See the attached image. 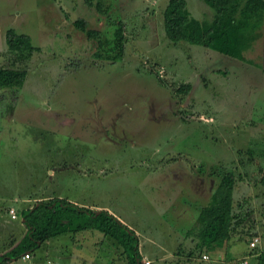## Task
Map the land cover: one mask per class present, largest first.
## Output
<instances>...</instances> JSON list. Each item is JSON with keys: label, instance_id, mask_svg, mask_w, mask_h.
I'll list each match as a JSON object with an SVG mask.
<instances>
[{"label": "rangeland", "instance_id": "rangeland-1", "mask_svg": "<svg viewBox=\"0 0 264 264\" xmlns=\"http://www.w3.org/2000/svg\"><path fill=\"white\" fill-rule=\"evenodd\" d=\"M90 2L0 0V67L25 70L18 93L0 91V252L24 231L20 209L62 195L105 206L130 224L143 264H264V17L247 61L170 41L167 0ZM96 2L124 23L115 59L104 46L93 55L98 40L72 24L84 17L101 40L111 37L116 24ZM186 5L195 18L213 14L202 0ZM7 28L28 34L39 51H9ZM186 82L187 93L177 90ZM225 171L235 175L234 212L245 219L201 262L196 215ZM179 226L189 233L174 241ZM83 233L76 236L83 251L70 253L77 248L63 233L9 264H124L108 238L93 246ZM48 241H65L70 254L47 253ZM159 246L179 256L158 259ZM190 250V259L181 255Z\"/></svg>", "mask_w": 264, "mask_h": 264}, {"label": "trees", "instance_id": "trees-1", "mask_svg": "<svg viewBox=\"0 0 264 264\" xmlns=\"http://www.w3.org/2000/svg\"><path fill=\"white\" fill-rule=\"evenodd\" d=\"M86 1L88 5H92L90 0ZM202 1L213 9V14L208 20L192 16L187 8L186 0H167L162 10L165 36L173 42L196 43L227 56L249 61L244 52L251 48L255 39L261 35L264 0ZM94 6L98 12H104L108 22L116 24L111 37L101 40L99 30L87 27L84 17L74 18L73 26L84 32L88 39L98 40L97 49L93 55L98 56L99 47L104 46L114 51L111 58L120 57L125 42L123 21L111 18L107 7L103 8L99 2H96ZM5 42L9 51L20 53L39 51L38 46L32 45L28 34L16 32L12 28L5 31ZM24 78V69L0 67V91L6 89L10 93H18ZM189 89L190 84L187 82L177 87V90L185 93ZM1 98L2 95H0ZM262 180L264 182L263 177ZM234 183V173L225 171L211 192L208 202L200 208L196 217L198 238L195 247L198 249L208 251L218 248L228 240L234 224L245 219L246 214L240 216L234 212ZM20 214L24 231L18 239H11L8 248L0 252V264L25 253L29 256L30 252L49 238L83 230L97 231L108 238L117 249L116 253L124 264H143L138 248V235L107 209L90 208L78 205L64 197L52 196L38 199L31 206L20 209Z\"/></svg>", "mask_w": 264, "mask_h": 264}, {"label": "crops", "instance_id": "crops-1", "mask_svg": "<svg viewBox=\"0 0 264 264\" xmlns=\"http://www.w3.org/2000/svg\"><path fill=\"white\" fill-rule=\"evenodd\" d=\"M8 29V28H7ZM6 29V30H7ZM13 29V28H12ZM5 30V31H6ZM5 35V34H4ZM5 37V36H4ZM216 185V184H215ZM215 185L214 186H212V188H211V190H210V192H209V194L207 195V197H208V200H209V198H210V195H211V192L213 191V189H214V187H215ZM52 196H59V197H64V196H62V195H49V197H52ZM44 199H45V196L43 197ZM64 198H66L67 200H69V201H72V202H75V203H77L78 205H82V206H88V207H90V208H95V209H100V208H104V209H106V207L105 206H100V205H94V204H87L86 202H83V201H81V200H78V199H76V198H68V197H64ZM208 201H206L205 202V204L207 203ZM205 204H203V205H205ZM202 205V206H203ZM201 206V207H202ZM200 207V208H201ZM108 210V209H107ZM109 212H110V210H108ZM116 216V215H115ZM180 216V215H179ZM197 216V215H196ZM118 217V216H117ZM122 222H124L125 223V221L124 220H122L120 217H118ZM126 225H128L130 228H132V226L130 225V224H128V223H125ZM133 229V228H132ZM171 229H174V227H172ZM183 229V231L181 232V230ZM135 231V230H134ZM82 232H84L83 234H81V237L83 236V238L84 239H90L91 241H92V244H93V246L95 245V244H97L98 245V243H100V241H102V237H103V235H101V233H95V231H92V230H83ZM77 233H79V232H76V233H69L68 235H70V237H69V239L70 238H73V240H71L70 239V241H74V244H73V247L74 248H77V249H71L70 250V253H73V251H77V250H81V251H83V243H80V242H78V241H76V236H77ZM187 233H189V227L188 226H186V227H182V226H179L178 227V231H175L174 232V234H175V239H174V241L175 240H178V239H182V238H187ZM189 235V234H188ZM72 236H74V237H72ZM106 238V237H105ZM81 239V238H80ZM177 243V242H176ZM162 244V243H161ZM176 245H179V243L178 244H176ZM226 246H227V244H226ZM51 248V249H50ZM67 248H69V247H67V244H66V242L65 241H60V242H58V243H56V244H54V243H50V241H48V242H46V244H45V250L47 251V253H54V254H56V255H58V256H61V255H68V254H70L69 253V251H68V253H67V251H66V249ZM70 248H72V247H70ZM96 248V247H95ZM98 248H101V247H98ZM97 248V249H98ZM169 249H165V248H163V247H161V246H159V250H157L156 252H155V256L156 257H158V259H159V256H169V255H172L173 257H175V256H179L178 254H176V251H178L177 250V248H172V249H170V247H168ZM252 249V248H251ZM205 252H207V251H203V253H205ZM80 252H78V254L77 255H85V254H79ZM229 253V252H228ZM142 256H143V254H142V252L140 253ZM184 254H186V255H188V259H190L191 258V255H192V251L190 250V251H187V253L185 252H183L181 255H184ZM207 254V253H206ZM152 255H154V253H152ZM201 255H202V253H201ZM201 255H200V257H199V260L202 262V260L203 261H210V260H212V257L209 255V258L208 259H202L201 258ZM31 253H30V255H29V257H23L22 255L20 256L22 259H29V258H31ZM190 257V258H189ZM178 258V257H177ZM246 260V259H245ZM15 261V259H13V260H10L9 262H6L5 264H9L10 262H14ZM178 261V259H176V261L175 262H177ZM190 262H191V264H194V262H193V260H189ZM104 262V261H103ZM106 263V262H105ZM171 264V263H170Z\"/></svg>", "mask_w": 264, "mask_h": 264}, {"label": "built area", "instance_id": "built-area-1", "mask_svg": "<svg viewBox=\"0 0 264 264\" xmlns=\"http://www.w3.org/2000/svg\"><path fill=\"white\" fill-rule=\"evenodd\" d=\"M10 216L12 218H15L16 217L15 212H14V209H10ZM257 241H258V237H256L255 235L252 236L251 240L249 241L250 248L256 247ZM22 256L23 257H29L28 254H26V253L23 254ZM201 258L202 259H208L209 258V255L206 254V253H202ZM243 261L245 262L246 260H243ZM144 262H145V264H149V261L148 260H146Z\"/></svg>", "mask_w": 264, "mask_h": 264}, {"label": "water", "instance_id": "water-1", "mask_svg": "<svg viewBox=\"0 0 264 264\" xmlns=\"http://www.w3.org/2000/svg\"><path fill=\"white\" fill-rule=\"evenodd\" d=\"M16 243V242H15Z\"/></svg>", "mask_w": 264, "mask_h": 264}]
</instances>
